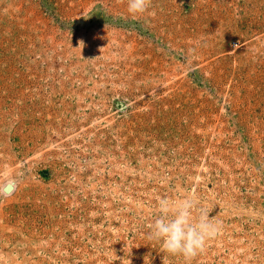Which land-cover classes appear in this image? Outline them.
Masks as SVG:
<instances>
[{"label":"rangeland","instance_id":"rangeland-1","mask_svg":"<svg viewBox=\"0 0 264 264\" xmlns=\"http://www.w3.org/2000/svg\"><path fill=\"white\" fill-rule=\"evenodd\" d=\"M190 196V264H264V0H0V264H188Z\"/></svg>","mask_w":264,"mask_h":264},{"label":"clouds","instance_id":"clouds-1","mask_svg":"<svg viewBox=\"0 0 264 264\" xmlns=\"http://www.w3.org/2000/svg\"><path fill=\"white\" fill-rule=\"evenodd\" d=\"M150 4L151 0H127L128 12L133 15L143 13ZM157 206L159 214L149 225V239L159 242L164 252L182 256L188 264L219 231V225L210 219L206 209H199L198 218H194V197L182 200L160 198Z\"/></svg>","mask_w":264,"mask_h":264}]
</instances>
